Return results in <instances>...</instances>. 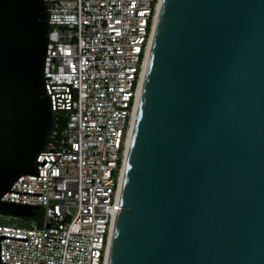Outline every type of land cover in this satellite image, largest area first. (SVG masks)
<instances>
[{"label":"water","instance_id":"1","mask_svg":"<svg viewBox=\"0 0 264 264\" xmlns=\"http://www.w3.org/2000/svg\"><path fill=\"white\" fill-rule=\"evenodd\" d=\"M44 0H0V215L53 125ZM109 264H264V0H163Z\"/></svg>","mask_w":264,"mask_h":264},{"label":"built area","instance_id":"2","mask_svg":"<svg viewBox=\"0 0 264 264\" xmlns=\"http://www.w3.org/2000/svg\"><path fill=\"white\" fill-rule=\"evenodd\" d=\"M44 2L53 125L37 172L1 198L41 221L0 215V264H108L160 0Z\"/></svg>","mask_w":264,"mask_h":264},{"label":"bare ground","instance_id":"3","mask_svg":"<svg viewBox=\"0 0 264 264\" xmlns=\"http://www.w3.org/2000/svg\"><path fill=\"white\" fill-rule=\"evenodd\" d=\"M162 1H163V0H160L159 10H158V15H157V18H156L155 27H154V32H153L152 39H151V43H150V49H149V53H148V59H149V55H150V50H151V46H152V42H153V37H154V33H155V29H156V25H157V21H158L159 13H160V9H161V5H162ZM148 59H147V61H146V68H147ZM146 68H145V72H146ZM144 77H145V73H144ZM143 82H144V80H143ZM142 88H143V83H142V87H141L140 94H139V101H138V104L140 103V98H141ZM138 108H139V105H138ZM138 108H137L136 115L134 116V120H133V124H132V129H131V134H130V148H131V143H132V138H133V133H134V128H135V123H136V118H137ZM129 153H130V150H129ZM129 153H128V154H129ZM128 158H129V155H128V157H127L126 164H125V167H124V170H123V178H122L123 181H124V177H125V172H126V167H127ZM114 233H115V231H114ZM114 233H113V236H112L111 246H110V250H109L108 264H109L110 257H111V250H112V246H113Z\"/></svg>","mask_w":264,"mask_h":264},{"label":"trees","instance_id":"4","mask_svg":"<svg viewBox=\"0 0 264 264\" xmlns=\"http://www.w3.org/2000/svg\"><path fill=\"white\" fill-rule=\"evenodd\" d=\"M41 215H42V212L40 210H36L34 212L33 219H37L40 222L41 221Z\"/></svg>","mask_w":264,"mask_h":264},{"label":"rangeland","instance_id":"5","mask_svg":"<svg viewBox=\"0 0 264 264\" xmlns=\"http://www.w3.org/2000/svg\"><path fill=\"white\" fill-rule=\"evenodd\" d=\"M24 220H28V218H24ZM0 222L4 223L3 218H0Z\"/></svg>","mask_w":264,"mask_h":264}]
</instances>
